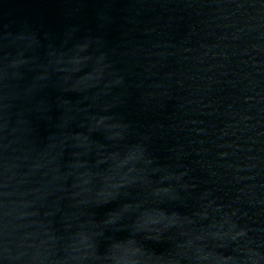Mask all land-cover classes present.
I'll return each mask as SVG.
<instances>
[{
	"label": "water",
	"instance_id": "water-1",
	"mask_svg": "<svg viewBox=\"0 0 264 264\" xmlns=\"http://www.w3.org/2000/svg\"><path fill=\"white\" fill-rule=\"evenodd\" d=\"M0 264H264V0H0Z\"/></svg>",
	"mask_w": 264,
	"mask_h": 264
}]
</instances>
